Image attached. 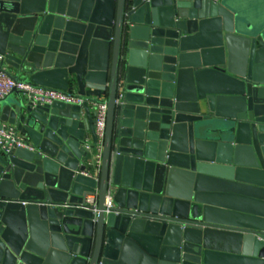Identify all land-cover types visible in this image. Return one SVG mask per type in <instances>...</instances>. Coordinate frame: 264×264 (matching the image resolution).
Instances as JSON below:
<instances>
[{
	"label": "water",
	"instance_id": "obj_1",
	"mask_svg": "<svg viewBox=\"0 0 264 264\" xmlns=\"http://www.w3.org/2000/svg\"><path fill=\"white\" fill-rule=\"evenodd\" d=\"M249 5L0 0V72L85 100L0 101L33 145L0 154V264H264V14L250 25Z\"/></svg>",
	"mask_w": 264,
	"mask_h": 264
},
{
	"label": "built area",
	"instance_id": "obj_2",
	"mask_svg": "<svg viewBox=\"0 0 264 264\" xmlns=\"http://www.w3.org/2000/svg\"><path fill=\"white\" fill-rule=\"evenodd\" d=\"M2 57L0 56V61ZM18 89L24 95V98L32 108L40 106L53 105L54 103H64L67 105L82 106L85 100L76 93H64L58 90L48 89L45 87L29 86L17 84L6 73L0 72V101L6 99L12 92ZM94 120L96 136L98 142L94 151L92 163L95 166V172L88 173L86 176L98 178L101 173L102 151L106 137L108 106L106 103L94 105ZM18 149H27L32 151L33 145L27 136L17 130L16 127L8 124H0V154H11ZM86 150L91 149V144L85 145ZM106 213H111L115 208L114 197L109 192L106 199ZM85 207H88L95 214L98 213V196L97 194L87 197Z\"/></svg>",
	"mask_w": 264,
	"mask_h": 264
},
{
	"label": "crops",
	"instance_id": "obj_3",
	"mask_svg": "<svg viewBox=\"0 0 264 264\" xmlns=\"http://www.w3.org/2000/svg\"><path fill=\"white\" fill-rule=\"evenodd\" d=\"M249 9H248V14H247V22L250 25L256 26L260 20V18L262 17V15L264 14V0H249ZM237 55H240V51L237 50ZM91 108L93 109L94 112V104L90 105ZM2 108H0V115H1V110ZM0 124H4L3 122L0 121Z\"/></svg>",
	"mask_w": 264,
	"mask_h": 264
}]
</instances>
